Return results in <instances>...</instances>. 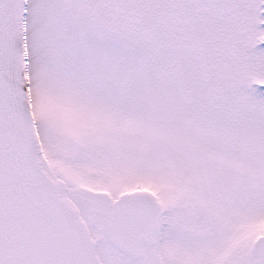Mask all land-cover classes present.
Returning a JSON list of instances; mask_svg holds the SVG:
<instances>
[{
	"label": "snow or ice",
	"instance_id": "snow-or-ice-1",
	"mask_svg": "<svg viewBox=\"0 0 264 264\" xmlns=\"http://www.w3.org/2000/svg\"><path fill=\"white\" fill-rule=\"evenodd\" d=\"M0 264H264V0H0Z\"/></svg>",
	"mask_w": 264,
	"mask_h": 264
}]
</instances>
